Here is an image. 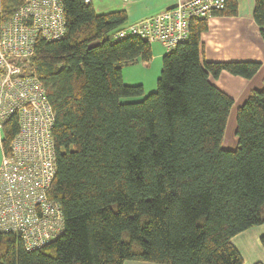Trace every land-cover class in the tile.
I'll list each match as a JSON object with an SVG mask.
<instances>
[{
    "label": "trees",
    "instance_id": "16d2710c",
    "mask_svg": "<svg viewBox=\"0 0 264 264\" xmlns=\"http://www.w3.org/2000/svg\"><path fill=\"white\" fill-rule=\"evenodd\" d=\"M25 1L0 0L4 18ZM59 1L65 36L38 38L33 63L55 112L48 196L61 205L64 229L35 250L0 230V264H243L232 239L264 224V86L237 109L238 141L224 148L234 99L211 77L250 79L261 63L205 60L209 22L194 19L146 94L142 83L125 84L123 67L149 66L151 42L113 38L131 24L127 12ZM254 2L264 40V0ZM237 14L238 0H226L213 16ZM18 131L15 115L3 129V153Z\"/></svg>",
    "mask_w": 264,
    "mask_h": 264
},
{
    "label": "built area",
    "instance_id": "2783aa9c",
    "mask_svg": "<svg viewBox=\"0 0 264 264\" xmlns=\"http://www.w3.org/2000/svg\"><path fill=\"white\" fill-rule=\"evenodd\" d=\"M173 4L174 8L116 32L114 40L133 35L170 51L188 39L192 20L209 19L223 11L226 0H175ZM65 32L59 0H26L6 19L0 3L1 141L6 122L15 115L19 121V131L0 165V230L19 235L27 250L47 246L64 229L61 205L48 196L56 173L55 112L33 55L38 38L55 41Z\"/></svg>",
    "mask_w": 264,
    "mask_h": 264
},
{
    "label": "crops",
    "instance_id": "0c3cea01",
    "mask_svg": "<svg viewBox=\"0 0 264 264\" xmlns=\"http://www.w3.org/2000/svg\"><path fill=\"white\" fill-rule=\"evenodd\" d=\"M174 2L175 0H132L129 2L91 0L93 7L99 14L125 10L128 14V23L159 13L173 5ZM254 7V0H238V14L236 16L210 17L208 19L209 28L202 34L204 59L207 61H256L261 63L258 73L250 79L235 76L226 71H223L218 78L211 77L212 82L217 87L234 99V110L238 109L254 90H260L264 86V40L260 27L253 17ZM139 64L145 66L146 71H148L152 68L153 60L149 66L141 61L127 66H139ZM137 70L139 71L141 68L136 69V72ZM128 77L137 81L133 83H142L145 87L140 74L135 76L129 74ZM235 146L234 140L232 148ZM262 235H264V224L252 227L232 239L234 245L243 255V264L264 263V247L260 242ZM124 264L155 263L126 261Z\"/></svg>",
    "mask_w": 264,
    "mask_h": 264
},
{
    "label": "rangeland",
    "instance_id": "374dc122",
    "mask_svg": "<svg viewBox=\"0 0 264 264\" xmlns=\"http://www.w3.org/2000/svg\"><path fill=\"white\" fill-rule=\"evenodd\" d=\"M151 44H152V50H153V64L150 70L146 71L147 68L145 66L143 67L141 64H139V66H124L123 67V79H124L125 84L135 85L136 83H133V82H137V81H135L134 79H129L132 77H128V76L129 74L131 76L140 74V76H142L144 83H145L144 89H145L146 94L154 92L157 89V81L161 75V70H162L163 54L167 51L161 44L157 42H153ZM140 68L141 70L139 71L137 70L136 72V69H140ZM136 100H139V98L123 99L124 102H133ZM236 110L237 108L235 110L233 108V111H231V114L228 120L226 132H225V138L223 142V145L225 146L224 148H232L233 141L235 140L236 143L238 141V138L236 136V113H237ZM3 138H4V133L2 134V139ZM2 160H3V151H2V145H1V139H0V165L2 163Z\"/></svg>",
    "mask_w": 264,
    "mask_h": 264
},
{
    "label": "water",
    "instance_id": "95a60500",
    "mask_svg": "<svg viewBox=\"0 0 264 264\" xmlns=\"http://www.w3.org/2000/svg\"><path fill=\"white\" fill-rule=\"evenodd\" d=\"M175 6H176V4H173V5L169 6V7H167V9L174 8Z\"/></svg>",
    "mask_w": 264,
    "mask_h": 264
}]
</instances>
